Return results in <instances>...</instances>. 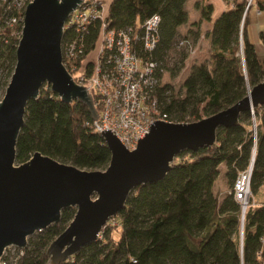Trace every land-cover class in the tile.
I'll list each match as a JSON object with an SVG mask.
<instances>
[{"label":"trees","instance_id":"1","mask_svg":"<svg viewBox=\"0 0 264 264\" xmlns=\"http://www.w3.org/2000/svg\"><path fill=\"white\" fill-rule=\"evenodd\" d=\"M225 1L231 3L230 7L214 19L211 3L198 5L199 21L212 20L206 35L213 66L205 62L191 65L182 82L183 97L174 96L171 87L161 82L155 88L159 109L170 121L198 120L226 108L246 94L247 86L264 78V57L249 35L251 4L247 6V0ZM107 3L109 27H123L159 15V39L151 56L161 67L175 52H189L187 47L177 45L180 39L194 44L188 36L178 37V26L188 20L186 0ZM256 5L264 10L262 0H256ZM99 21L95 20L85 35L87 50L97 37ZM199 21L191 23L196 26L193 35H199ZM8 33L1 47V60L11 75L19 39ZM258 37L264 43V27ZM252 111L256 115L255 130L250 128V113L246 111L236 125L218 128L210 148L180 151L163 178L137 185L130 192L113 216L119 217V223L106 222L101 228L103 239L97 237L81 246L59 264H264V197L258 202L253 198L261 187L264 192V103ZM91 119L82 101L65 102L43 83L38 96L26 105L15 161L21 163L40 151L81 168H105L111 153L101 133L86 123ZM252 156V196L248 197L242 219V206L233 192L219 201L213 183L219 164L225 163L232 182L248 171ZM74 212V208L62 209L56 223L35 238H28L25 254L16 264H45L46 247Z\"/></svg>","mask_w":264,"mask_h":264},{"label":"water","instance_id":"2","mask_svg":"<svg viewBox=\"0 0 264 264\" xmlns=\"http://www.w3.org/2000/svg\"><path fill=\"white\" fill-rule=\"evenodd\" d=\"M79 1L26 4L15 65L0 99V255L7 245H26L31 234L56 223L62 209L74 206L69 223L45 249V264H59L97 238L137 185L163 178L180 151L210 148L218 128L236 125L243 112L264 103L263 78L231 105L198 120L153 119L133 149L103 128L100 133L111 153L104 169L81 168L40 151L15 164L26 105L38 96L43 83L65 102L79 99L92 118L98 116L92 95L62 63L64 22Z\"/></svg>","mask_w":264,"mask_h":264},{"label":"built area","instance_id":"3","mask_svg":"<svg viewBox=\"0 0 264 264\" xmlns=\"http://www.w3.org/2000/svg\"><path fill=\"white\" fill-rule=\"evenodd\" d=\"M28 1L31 0H0V95L10 76L1 60V47L7 42V32L20 38ZM107 2L80 0L68 14L61 40L62 63L71 78L92 95L98 116L86 121L88 126L99 133L109 128L127 149H133L138 136L148 132L147 124L153 119L170 121L160 111L155 94L164 67L151 56L159 39L160 17L153 14L144 21L109 27ZM95 20H100L97 37L87 50L85 35ZM177 45L193 51L194 44L186 38ZM237 193L241 197V192ZM27 247L28 238L24 246L7 245L0 255V264H16Z\"/></svg>","mask_w":264,"mask_h":264},{"label":"rangeland","instance_id":"4","mask_svg":"<svg viewBox=\"0 0 264 264\" xmlns=\"http://www.w3.org/2000/svg\"><path fill=\"white\" fill-rule=\"evenodd\" d=\"M193 1L194 0H189L188 4H186V6H188L192 12L191 19L193 18V16H196V11L193 10ZM197 4H198V2H196V5ZM249 4H251V7H253V10H254L253 13H256L259 15L261 11L260 12L256 11V9H258L257 5H256V0H247V6ZM188 18H190V17L188 16ZM199 19H196V20L199 21ZM196 20H194V21H196ZM192 22L193 21H191V22L187 21V22L181 24L182 25L181 30H178V32H179L178 37L179 38H181L183 36L190 37L194 42L193 51L186 52L183 49L184 52H182V51L175 52L172 56V59L169 58L167 60L166 66L164 67V71L161 74V83L163 85H169L171 87V90H172L174 96H176V97H183L185 88L183 87L182 82H183L184 78L186 77V75L188 74L189 69L193 63L205 62L209 65L210 68L213 66L212 60L210 58V50H211L210 40L207 37L206 32L204 31V29H206L207 25H206V23H202V21H199V25L197 28L199 31V35H193V29H196V26L192 25L191 24ZM252 22L253 21H250V23H252ZM254 22H257V21H254ZM189 25H192L193 28L187 30V26H189ZM254 27H256V25L255 26L252 25L251 29H254ZM187 33L189 35H187ZM258 49H259L258 50L259 53L261 51H264L262 46H259ZM92 55H93V53H91V55L89 54L88 57H91ZM7 78H8V76L5 75L4 79L7 80ZM9 79H10V76H9ZM249 87L250 86H247V88H249ZM5 88H6V86H5ZM5 88H3L0 97H2V95L4 94ZM250 109L248 110L250 113V117H249V120L251 122L250 128L255 130L256 125H255L254 121H255L256 115L253 113V111L251 112ZM189 121H192V120H189ZM183 156H187V154H184ZM15 164H17L16 161H15ZM99 169H104V168H99ZM218 169H219V174H218L215 182L213 183V192L218 197V200L219 201L222 200L230 191H232L233 194L236 196V198L241 203L240 198L243 197L244 195L241 197L237 196V192H241V194H243V191L241 189H239L240 187H237V183L241 180V177H243L242 173L235 180H233L231 182L230 178L226 174V165L224 162L218 165ZM248 171H247V177H246L244 188H246L248 190V196H252L251 192L249 191V174L250 173H248ZM262 188L263 187H261V189L258 191L256 196L254 195L253 198H254L255 202H258L259 199H262L264 197V195H263L264 192H263ZM69 207L76 209L74 206H69ZM113 216H111L107 220V222L111 223V224L119 223V221H120L119 217H117V216L113 217ZM43 230H44V228L39 230V231H36L35 233L31 234L28 238H33V237L35 238L39 233H42ZM97 237L103 239V237H104L103 233L102 232L99 233V235ZM39 250H41V248H39Z\"/></svg>","mask_w":264,"mask_h":264},{"label":"crops","instance_id":"5","mask_svg":"<svg viewBox=\"0 0 264 264\" xmlns=\"http://www.w3.org/2000/svg\"><path fill=\"white\" fill-rule=\"evenodd\" d=\"M262 1L264 2V0H262ZM188 2H189V0H186L185 6H186V4H188ZM196 2H198L197 5H196ZM206 3H211L213 6V10L211 13L212 19L216 18L223 10L227 9L231 5V3H228L225 0H194L193 1V10L196 11V16H193V18L191 19L192 12H191L190 8L188 6H186L188 16L190 17V18H188L187 21L191 22V21H194L196 19H199L200 18V9H199L198 5H202V4H206ZM253 12H254V10L252 7L250 10V13H249V21H253V22L249 24V35H250L251 40L256 45L257 52H258L259 46H262V48L264 50V43L261 42L259 37H258V31L262 27H264V10H262L259 15L256 13H253ZM201 21H202V23H206L207 27H206V29H204V31L207 32L211 27V21L212 20L207 21V20L203 19ZM254 21H257V22H254ZM252 25H254V26L256 25V27H254V29H251ZM181 26L182 25L178 26V30H181ZM191 28H193L192 25L187 26V30H189ZM187 35H189V34L187 33ZM259 54L262 58L264 57V51H261Z\"/></svg>","mask_w":264,"mask_h":264},{"label":"bare ground","instance_id":"6","mask_svg":"<svg viewBox=\"0 0 264 264\" xmlns=\"http://www.w3.org/2000/svg\"><path fill=\"white\" fill-rule=\"evenodd\" d=\"M246 177L247 175H244L243 177H241V180L239 181V189H241L243 191V194L241 196L240 199H241V206H242V209H245L246 205H247V201H248V190L246 188H244V185H245V181H246Z\"/></svg>","mask_w":264,"mask_h":264}]
</instances>
